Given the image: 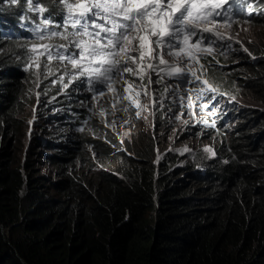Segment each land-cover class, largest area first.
Segmentation results:
<instances>
[{"label": "trees", "instance_id": "trees-1", "mask_svg": "<svg viewBox=\"0 0 264 264\" xmlns=\"http://www.w3.org/2000/svg\"><path fill=\"white\" fill-rule=\"evenodd\" d=\"M15 64L10 44L0 51V264H264V108L245 110L228 163L203 184L169 150L154 162L145 131L113 137L102 122L47 157L54 178L35 176L3 142L22 131L35 89ZM240 66L239 85L264 103V59Z\"/></svg>", "mask_w": 264, "mask_h": 264}, {"label": "clouds", "instance_id": "clouds-1", "mask_svg": "<svg viewBox=\"0 0 264 264\" xmlns=\"http://www.w3.org/2000/svg\"><path fill=\"white\" fill-rule=\"evenodd\" d=\"M40 3L52 7L51 0H40ZM225 8L230 9L228 12L230 27L226 29L221 27L219 30L226 36L232 37L231 41H228L230 48L218 43L217 51L213 55L200 60V63L206 67L202 71L199 70L198 65L192 69L200 75L201 80H207L215 87V93H207L197 99L196 92L189 90L199 85L188 84L184 79L166 78L175 93L168 92L166 96H161V93L165 92L164 84H149L145 78L141 82L144 89L136 88L135 91H147L145 95L147 100L143 102L147 107L141 111L140 117H137L135 107L129 108L127 112L117 111L115 115H107L109 111L112 114L114 110L112 94L107 91L104 97L93 100V93L86 91V86L80 82L63 89L57 79L62 74V69L56 62L51 64V71L55 75L48 78L41 74L38 79L33 74L34 71L42 73V68L26 71L29 60L28 49L33 43L39 42L35 29L41 23V17L38 13L28 10L26 0H18L16 4H12L10 0H0V51H7L10 44H13L15 58L19 60V65L13 66H18L24 73H31L35 81L32 99L26 103L34 104L35 118L32 124L39 141L36 155L39 162L45 161L51 170V174L45 176L55 177L47 157L53 155L55 149L62 143L75 144L79 133H92L93 126L99 122H102L105 128L110 124L113 130L110 133L113 137L126 136L128 131H145L153 139L154 162L158 161L163 152L169 150L175 156L173 165L183 166L186 163L187 166L191 165L187 173H192L201 184L208 180L211 173L213 175L217 171L219 163H228L230 142L237 135V125L244 119L243 113L250 107L264 108V103L254 91L239 85L240 65L243 59L246 56L254 61L259 58L264 59V38L249 40L245 37V32L248 30L263 29L264 0H228ZM51 16L54 21H59L58 8L52 7ZM51 42L63 43L59 37L53 38ZM44 43L49 41L45 40ZM244 48L248 51L245 52ZM12 71L13 69H10L6 73ZM64 83H67V78ZM177 84L179 88L176 87ZM114 87L122 93V84ZM153 90L157 98L156 103H153ZM213 95H215L214 100L211 99ZM188 96L192 99L191 109L187 106ZM237 96L247 103L237 105L234 102ZM116 107L119 108L120 105L117 104ZM111 117L114 119L113 123H110ZM26 121L24 118L25 124ZM176 126L182 127L181 132L193 134L199 145L195 149L177 147L176 134H170ZM22 131L19 137L23 136ZM157 131L161 139H158ZM212 139L216 140V144H212V152L206 151L205 144Z\"/></svg>", "mask_w": 264, "mask_h": 264}, {"label": "snow or ice", "instance_id": "snow-or-ice-1", "mask_svg": "<svg viewBox=\"0 0 264 264\" xmlns=\"http://www.w3.org/2000/svg\"><path fill=\"white\" fill-rule=\"evenodd\" d=\"M10 2L16 4L18 0ZM26 3L30 12L40 15L41 23L35 29L39 42L28 49L25 70L42 68V73L33 74L38 79L41 74L48 78L55 75L51 64L56 62L62 69L57 79L63 89L80 82L93 93V100L104 97L106 91L111 93L112 115L135 107V115L140 117L147 105L139 98L147 91L135 89H144L141 82L145 78L149 84H164L161 96L175 93L166 78L199 85L189 90L196 92L197 99L216 91L192 69L198 65L202 71L206 66L200 60L213 55L218 43L230 48L228 41L232 37L219 30L230 27V9L225 8L228 0H51V6L59 10V21L52 19V7L40 0ZM56 37L63 43H52ZM117 84L123 85L122 93L114 87ZM187 100L191 109V96ZM156 102L153 90V103Z\"/></svg>", "mask_w": 264, "mask_h": 264}, {"label": "rangeland", "instance_id": "rangeland-1", "mask_svg": "<svg viewBox=\"0 0 264 264\" xmlns=\"http://www.w3.org/2000/svg\"><path fill=\"white\" fill-rule=\"evenodd\" d=\"M245 37L249 40L250 39L257 40L258 38L259 39L264 38V27L263 29H251V30L246 31ZM139 92H141V90ZM146 100H147L146 96L145 95L143 96V94L139 98V101L142 104L143 102L145 103ZM234 102L237 105L247 103L243 101L239 96H237L236 99H234ZM33 107H34L33 103H25L22 107L23 116L25 120H27L24 126V131H22L23 136L19 137V134L16 133L15 138H12V136L5 137V140L3 139L4 140L3 142L5 143L10 142L14 147H17V152H18L19 157L23 159L24 164L28 165V167L31 166L29 170L32 171L35 176L40 175L41 173H43L44 175H47V174L50 175L51 174L50 166L43 160L42 161L40 160L41 162H39L37 155H36L37 154L36 150L38 149L37 145L39 144V141L37 140V137L35 136L34 127L32 124L35 118ZM109 114L110 116H112L110 111L107 115ZM111 119L112 120L110 121V123H113L114 119L112 117ZM181 129H182L181 126H176L170 132V134H176L175 135L176 136V142H175L176 146L187 148V149H195L199 145L195 136L193 134L186 133V131L181 132ZM156 134L159 135L158 131L156 132ZM161 138L162 137L159 135L158 139H161ZM212 144H216L215 139L209 140V143L205 144V147L209 149L208 150L209 152H212V148H211Z\"/></svg>", "mask_w": 264, "mask_h": 264}]
</instances>
